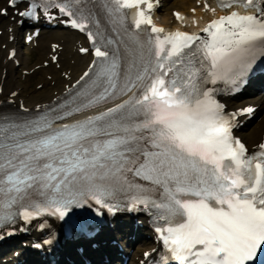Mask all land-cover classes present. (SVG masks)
Returning a JSON list of instances; mask_svg holds the SVG:
<instances>
[{"label": "snow or ice", "instance_id": "1", "mask_svg": "<svg viewBox=\"0 0 264 264\" xmlns=\"http://www.w3.org/2000/svg\"><path fill=\"white\" fill-rule=\"evenodd\" d=\"M237 3L255 12L212 19L202 38L179 30L164 34L141 7L151 9L149 0H107L109 14L127 18L125 10L135 9L134 27L151 26L148 55L125 69L119 51L102 50L88 31L96 59L76 92L33 120L17 124L0 115V227L17 216L64 219L89 199L115 212L110 201L124 193L133 207L155 209L167 225L158 231L169 261L256 264L258 253L264 255V143L249 154L233 138L214 89L205 87L234 80L247 69L252 48L264 47V0H220L222 8ZM9 4L16 7L17 0ZM49 6L73 17L72 27L86 30L91 12L85 0H27L19 15L37 18V8ZM128 93L99 114L56 124Z\"/></svg>", "mask_w": 264, "mask_h": 264}, {"label": "bare ground", "instance_id": "2", "mask_svg": "<svg viewBox=\"0 0 264 264\" xmlns=\"http://www.w3.org/2000/svg\"><path fill=\"white\" fill-rule=\"evenodd\" d=\"M192 1L193 0H168V2H166V6H168L169 8H174V7L187 8V4L192 3ZM4 3H5L4 1L0 0V5H2ZM4 21H5V19L3 18V16H0V25L4 26ZM165 21L166 22L168 21V17L165 19ZM53 34H54V36L52 37L53 41H61L62 39H64V42H63L64 49L62 51V56H65L64 63L68 69H71L72 75L77 74L79 69L88 60L87 57H82V56H80L74 52L73 45L79 39V37L74 32H71V31H58V32H53ZM1 39L3 41H6V33H3ZM49 40H50V38L42 39L40 44L38 45L39 49H37V52L40 53L39 57L41 59L50 50ZM19 43H20V40L18 39L17 45H19ZM22 53L23 52L19 49L20 59H21L22 63L24 64V66L26 67L27 65L30 64V58L26 55L24 56V54H22ZM68 54H72V58L75 59L74 64H72L70 62V60H68V58H67ZM40 60H39V62H40ZM0 66H1V68L3 66V67H6V69H7V73H6L4 80H3L4 81V83H3L4 84V91L9 93V92H12L14 90H17L18 91L17 97L24 98L25 101L30 105L50 99L52 97V95L54 94V89H57V87H58V86H55V87H49L48 86L42 90H36V89H32V88L30 89L28 83L23 82L22 76L17 74V71L15 70L14 65L10 61H8L5 64L3 62H0ZM54 74H55V76L58 75L56 73H54ZM1 79H2V72L0 69V81H1ZM40 79L44 80V78L40 76L39 82H40ZM261 93L262 92H257V90H255V91L252 90L251 94H253V95H250L251 98L246 100V101H261L260 112H259L261 116L256 120H255V118H253L250 121L251 124L249 123V126L245 127L242 130V134L245 137V139L249 142V144L256 143V141L259 140L260 135L262 133V130L264 128V94H261ZM252 121H254V122L252 123ZM18 248L20 249L23 247L21 246ZM22 252H23V255H22L23 258L24 257H31L27 253L26 249H22ZM15 260H17V259L15 258L14 254L12 253L6 257L5 261L0 260V264H15L14 263ZM30 264H34V263L31 262Z\"/></svg>", "mask_w": 264, "mask_h": 264}]
</instances>
